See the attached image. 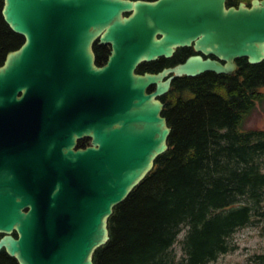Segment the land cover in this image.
<instances>
[{"label":"water","instance_id":"obj_1","mask_svg":"<svg viewBox=\"0 0 264 264\" xmlns=\"http://www.w3.org/2000/svg\"><path fill=\"white\" fill-rule=\"evenodd\" d=\"M226 1L4 0L24 42L0 66V250L18 264H93L113 207L168 147L159 97L173 79L264 60V0ZM96 41L110 46L100 67ZM188 46L183 62L136 72ZM83 136L91 145L75 149Z\"/></svg>","mask_w":264,"mask_h":264},{"label":"trees","instance_id":"obj_2","mask_svg":"<svg viewBox=\"0 0 264 264\" xmlns=\"http://www.w3.org/2000/svg\"><path fill=\"white\" fill-rule=\"evenodd\" d=\"M152 1V0H148ZM251 0H227V6ZM0 0V66L24 42L2 15ZM97 59L105 61L110 46L95 42ZM194 53L177 48L170 58L143 62L136 72L160 71ZM232 74L206 71L177 76L160 97L170 127L167 149L152 169L113 207L107 219L109 238L92 255L93 264H176L172 252L182 226L185 264H207L233 251L228 239L239 228L264 215V128H243L264 101V60H236ZM13 235L16 236L15 232ZM0 264H18L0 250ZM255 264H264V254Z\"/></svg>","mask_w":264,"mask_h":264},{"label":"rangeland","instance_id":"obj_3","mask_svg":"<svg viewBox=\"0 0 264 264\" xmlns=\"http://www.w3.org/2000/svg\"><path fill=\"white\" fill-rule=\"evenodd\" d=\"M243 128H264V101L256 103V107L245 120ZM257 209L264 211V196ZM187 229L186 225L182 226L178 240L172 248V252L176 255V264H185V261L182 260L181 240ZM228 241L234 250L219 255L216 260L207 264H255L257 256L264 254V215H256L251 223L237 229Z\"/></svg>","mask_w":264,"mask_h":264},{"label":"flooded vegetation","instance_id":"obj_4","mask_svg":"<svg viewBox=\"0 0 264 264\" xmlns=\"http://www.w3.org/2000/svg\"><path fill=\"white\" fill-rule=\"evenodd\" d=\"M98 44H99V42L98 41H96ZM94 45H95V43L93 44V46H92V51H93V53H94V64H95V66H97V67H100V66H102V65H104L106 62H107V59H108V56H109V54L107 55V57H106V60L105 61H99L98 59H97V52H96V50H95V47H94ZM188 47H191L192 48V50L194 51V48H193V46H188ZM196 52L194 51V53H192V54H195ZM192 54H189V55H192ZM188 55V56H189ZM187 56V57H188ZM202 57L203 58H207V57H209V58H211V59H216L214 56H206V55H203L202 54ZM185 60V59H184ZM235 62H236V60H235ZM174 66V65H173ZM167 67H172V66H165V67H163L161 70H163L164 68H167ZM160 70V71H161ZM145 72H149V73H152L151 71H149V70H143L142 72H140V74H143V73H145ZM159 72V71H158ZM138 73V72H137ZM157 73V72H156ZM172 84V83H171ZM154 88H155V86H150L149 87V89H148V92H150V91H152V90H154ZM161 97V96H160ZM160 97H159V99H160ZM91 145V138L90 137H88V136H83V137H81V138H79V139H77V142H76V146H75V149H78V148H86V147H88V146H90Z\"/></svg>","mask_w":264,"mask_h":264}]
</instances>
